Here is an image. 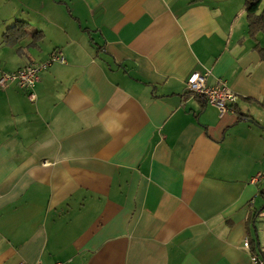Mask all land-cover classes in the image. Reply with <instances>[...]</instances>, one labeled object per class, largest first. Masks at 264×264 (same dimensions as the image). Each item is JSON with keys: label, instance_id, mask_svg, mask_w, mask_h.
Returning <instances> with one entry per match:
<instances>
[{"label": "crops", "instance_id": "obj_1", "mask_svg": "<svg viewBox=\"0 0 264 264\" xmlns=\"http://www.w3.org/2000/svg\"><path fill=\"white\" fill-rule=\"evenodd\" d=\"M255 38L244 0H0V76L65 57L34 101L0 87V264H249L244 240L264 246ZM193 70L226 80L234 111L189 95Z\"/></svg>", "mask_w": 264, "mask_h": 264}, {"label": "built area", "instance_id": "obj_2", "mask_svg": "<svg viewBox=\"0 0 264 264\" xmlns=\"http://www.w3.org/2000/svg\"><path fill=\"white\" fill-rule=\"evenodd\" d=\"M65 63V57L61 50L52 51L48 58L40 62H32L11 72H3L0 76V87L7 88L15 84L18 88L25 91L29 100H35L34 87L39 80L40 73L46 70L53 63ZM208 72L193 70L187 76L185 84L189 95L193 97H202L210 105L214 106L219 115L228 111H234V104L237 101V95L229 88L226 80L219 78L213 85H207L206 80ZM262 177V173H257L251 178V182H257ZM243 247L249 251V264H264V246L258 249L251 247L250 241L245 239ZM35 264H43L37 261ZM52 264H63L60 261Z\"/></svg>", "mask_w": 264, "mask_h": 264}, {"label": "trees", "instance_id": "obj_3", "mask_svg": "<svg viewBox=\"0 0 264 264\" xmlns=\"http://www.w3.org/2000/svg\"><path fill=\"white\" fill-rule=\"evenodd\" d=\"M260 8V5L262 4ZM244 10L246 13L247 25H248V35L253 40H256L255 36L257 33H262L264 35V0H244ZM26 22L17 21L13 26L9 27L4 33V40L10 41L17 39L25 34ZM42 33L40 31H35L33 33L34 38H40ZM254 48L257 50L260 59L264 61V48L259 45L258 42L255 43Z\"/></svg>", "mask_w": 264, "mask_h": 264}, {"label": "rangeland", "instance_id": "obj_4", "mask_svg": "<svg viewBox=\"0 0 264 264\" xmlns=\"http://www.w3.org/2000/svg\"><path fill=\"white\" fill-rule=\"evenodd\" d=\"M261 36V35H260ZM262 44L264 45V41L262 40ZM264 47V46H263Z\"/></svg>", "mask_w": 264, "mask_h": 264}]
</instances>
